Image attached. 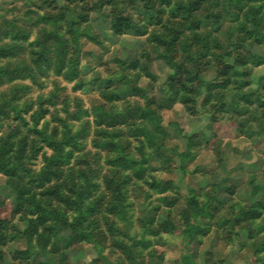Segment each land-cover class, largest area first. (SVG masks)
<instances>
[{
  "label": "rangeland",
  "instance_id": "rangeland-1",
  "mask_svg": "<svg viewBox=\"0 0 264 264\" xmlns=\"http://www.w3.org/2000/svg\"><path fill=\"white\" fill-rule=\"evenodd\" d=\"M0 264H264V0H0Z\"/></svg>",
  "mask_w": 264,
  "mask_h": 264
},
{
  "label": "trees",
  "instance_id": "trees-1",
  "mask_svg": "<svg viewBox=\"0 0 264 264\" xmlns=\"http://www.w3.org/2000/svg\"><path fill=\"white\" fill-rule=\"evenodd\" d=\"M123 20H125V19H123ZM125 21H126V20H125ZM123 22H124V21H123ZM130 24H131V23H130ZM193 231H196V229L193 228V227H190L189 230L186 232V234H188V235H186V237L190 239L191 237H190L189 233L191 234V232H193ZM194 233H195V232H194Z\"/></svg>",
  "mask_w": 264,
  "mask_h": 264
},
{
  "label": "clouds",
  "instance_id": "clouds-1",
  "mask_svg": "<svg viewBox=\"0 0 264 264\" xmlns=\"http://www.w3.org/2000/svg\"><path fill=\"white\" fill-rule=\"evenodd\" d=\"M69 103H71V101H69ZM69 111H71V109H69ZM53 183H55V181H53Z\"/></svg>",
  "mask_w": 264,
  "mask_h": 264
}]
</instances>
